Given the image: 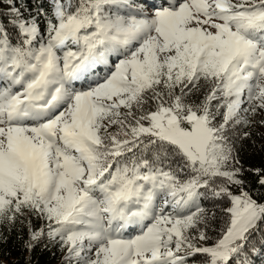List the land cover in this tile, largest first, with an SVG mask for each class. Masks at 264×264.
Instances as JSON below:
<instances>
[{
  "label": "snow or ice",
  "instance_id": "6c2138e0",
  "mask_svg": "<svg viewBox=\"0 0 264 264\" xmlns=\"http://www.w3.org/2000/svg\"><path fill=\"white\" fill-rule=\"evenodd\" d=\"M258 117L264 0H0V227L29 251L252 264L264 202L237 145Z\"/></svg>",
  "mask_w": 264,
  "mask_h": 264
},
{
  "label": "trees",
  "instance_id": "16d2710c",
  "mask_svg": "<svg viewBox=\"0 0 264 264\" xmlns=\"http://www.w3.org/2000/svg\"><path fill=\"white\" fill-rule=\"evenodd\" d=\"M27 5V0H21ZM264 118L258 117L257 119ZM250 131L252 135L241 140L238 155L241 167L246 170L243 178L246 181L245 190L249 191L255 199L264 202V188L257 183V178L248 169H264V126L253 123L249 128L241 129ZM236 194H239L237 191ZM209 214L216 212L221 215L223 207L220 201L211 197L203 201ZM216 227L222 226L220 220L213 221ZM33 225L39 226L40 222L33 219ZM29 240L27 224H17L10 231L0 227V264H64V253L57 246L47 242H40L29 251L25 244ZM251 244L256 246L255 254L251 255L252 264H264V232L257 231L252 234ZM251 247V245H249Z\"/></svg>",
  "mask_w": 264,
  "mask_h": 264
}]
</instances>
